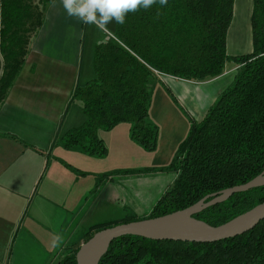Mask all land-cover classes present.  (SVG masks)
<instances>
[{
    "label": "trees",
    "instance_id": "16d2710c",
    "mask_svg": "<svg viewBox=\"0 0 264 264\" xmlns=\"http://www.w3.org/2000/svg\"><path fill=\"white\" fill-rule=\"evenodd\" d=\"M53 0H0V107L26 60L31 38ZM250 54L231 56L227 36L235 0H168L128 12L114 36L94 51L95 77L79 86L74 99L85 121L57 138L64 148L103 157L102 131L131 124V136L155 150L159 129L150 119L154 71L194 82L221 76L228 63L238 70L200 121L193 119L170 165L177 177L143 218L96 226L88 234L173 213L214 194L243 185L264 172V0H254ZM264 202V186L233 194L194 217L222 225ZM93 232V233H92ZM72 249L57 264H78ZM99 264H264V220L245 234L215 243L122 236Z\"/></svg>",
    "mask_w": 264,
    "mask_h": 264
},
{
    "label": "crops",
    "instance_id": "0c3cea01",
    "mask_svg": "<svg viewBox=\"0 0 264 264\" xmlns=\"http://www.w3.org/2000/svg\"><path fill=\"white\" fill-rule=\"evenodd\" d=\"M254 6V0H235L227 36L231 56L254 50ZM116 28L113 20L101 32L94 24L68 16L61 0L51 1L45 9L23 68L0 107V264L59 261L104 223L97 218L102 207L119 203L122 180L107 178L113 170L108 171V165L100 163L103 160L57 142L61 134L84 123L74 93L95 77L97 41L114 36ZM237 70L236 64L228 63L221 76L205 82L155 72L150 92L157 81L164 82L172 96L200 121L231 85ZM128 131L130 126L122 123L108 136L114 142L128 143ZM182 140L165 147L167 158L175 156ZM175 177L174 173L173 181ZM155 204L139 203L136 210L145 217ZM57 237L59 242L54 243Z\"/></svg>",
    "mask_w": 264,
    "mask_h": 264
},
{
    "label": "rangeland",
    "instance_id": "374dc122",
    "mask_svg": "<svg viewBox=\"0 0 264 264\" xmlns=\"http://www.w3.org/2000/svg\"><path fill=\"white\" fill-rule=\"evenodd\" d=\"M157 82L159 84H156L151 94L150 107V119L159 129L155 150H148L139 141L132 139L130 123H124L130 126L128 143L121 142L118 139L114 142L108 136L110 130H104L101 133L107 146V153L103 157L95 156V158L103 160L104 162L100 163L108 165V171L113 170L108 172V179L117 177V179H120L119 181L122 180L123 185L122 196H120L117 206L107 204L98 212L97 218L104 223L117 222L128 218H143L144 216L136 210L138 204L148 207L155 204L159 197L164 194L167 185L174 182L175 172L160 171L171 164L177 153L176 151L172 159L167 158L165 147L167 145L170 147L172 141L184 140L188 136L193 119L196 120V118L190 115V110L182 101L179 102L172 96V92L164 82ZM161 94L167 98L168 104H165ZM118 138L121 139L120 135ZM179 146L180 143L177 146L178 149ZM175 174L177 177V173Z\"/></svg>",
    "mask_w": 264,
    "mask_h": 264
},
{
    "label": "water",
    "instance_id": "95a60500",
    "mask_svg": "<svg viewBox=\"0 0 264 264\" xmlns=\"http://www.w3.org/2000/svg\"><path fill=\"white\" fill-rule=\"evenodd\" d=\"M259 186H264V172L246 184L214 194L209 201L204 198L190 207L170 214L120 223L102 229L79 247L76 254L77 262L78 264H99L114 240L126 235L161 241L215 243L245 234L264 220V202L219 226H212L195 218L194 215L226 201L235 193Z\"/></svg>",
    "mask_w": 264,
    "mask_h": 264
},
{
    "label": "clouds",
    "instance_id": "9594fccd",
    "mask_svg": "<svg viewBox=\"0 0 264 264\" xmlns=\"http://www.w3.org/2000/svg\"><path fill=\"white\" fill-rule=\"evenodd\" d=\"M61 2L68 16L75 17L84 24H94L104 32L113 20L117 24H124L128 12H135L140 8L148 9L157 2L165 6L168 0H61ZM104 42L106 41H97L98 44ZM59 239L57 237L54 243H58Z\"/></svg>",
    "mask_w": 264,
    "mask_h": 264
},
{
    "label": "built area",
    "instance_id": "2783aa9c",
    "mask_svg": "<svg viewBox=\"0 0 264 264\" xmlns=\"http://www.w3.org/2000/svg\"><path fill=\"white\" fill-rule=\"evenodd\" d=\"M110 37L116 38V37H115V36H113V35H112V36H110ZM155 72H156V73H158V74L160 73L159 71H155Z\"/></svg>",
    "mask_w": 264,
    "mask_h": 264
}]
</instances>
